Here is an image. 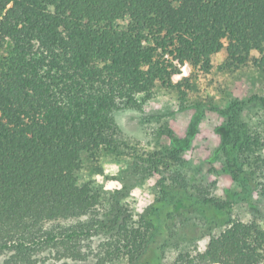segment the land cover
I'll return each mask as SVG.
<instances>
[{"label":"trees","instance_id":"16d2710c","mask_svg":"<svg viewBox=\"0 0 264 264\" xmlns=\"http://www.w3.org/2000/svg\"><path fill=\"white\" fill-rule=\"evenodd\" d=\"M126 18L128 26L119 29ZM4 43L9 51L0 59V257L8 254L3 264H38L42 256L53 259L51 264L81 260L94 228L110 233L96 264L122 256L127 264H161L151 247L178 209L200 211L208 224L226 226L199 254L200 264H264V228L228 216L234 204L251 200L255 172L246 168L250 156L243 158L261 141L238 123V113L250 104L264 107L262 96L221 111L226 123L216 131L227 158L224 171L241 187L228 203L163 186L132 227L119 213L103 216L100 196L77 176L82 154L113 132L108 111L119 103L137 107L140 95L149 96L158 81L170 83L181 66L209 71L213 56L226 50L234 63L258 52L264 68V0H0ZM193 137L173 138L177 155Z\"/></svg>","mask_w":264,"mask_h":264},{"label":"rangeland","instance_id":"374dc122","mask_svg":"<svg viewBox=\"0 0 264 264\" xmlns=\"http://www.w3.org/2000/svg\"><path fill=\"white\" fill-rule=\"evenodd\" d=\"M129 22L126 18L117 27L125 29ZM8 51L9 44L0 45V59L7 57ZM33 52L38 54L36 47ZM260 59L258 52H253L245 63H234L223 50L213 56L209 71L185 64L171 76L170 83L158 81L149 96L140 95L137 107L126 103L112 107L108 115L113 132H107L98 148L82 154L77 174L81 186L89 185L100 196L99 212L111 218L119 213L128 226L138 227L141 215L161 196L163 186L184 188L221 203L231 201L230 194L241 187L224 171L227 158L216 129L226 123L221 111L226 112L232 102L254 95L264 97ZM238 123L246 125L252 138L260 135L261 141L243 158L250 156L246 168L255 172L251 200L234 204L228 216L264 228V107H243ZM191 133L190 145L177 155L173 138L184 139ZM167 226L151 247L161 264H200L198 256L210 238L226 229L208 224L200 211L190 209H178ZM92 235L83 243L85 258L67 263H97L96 254L110 233L94 228ZM7 257L1 256L0 264ZM52 262L42 256L38 264ZM127 263V257L122 256L106 264Z\"/></svg>","mask_w":264,"mask_h":264},{"label":"clouds","instance_id":"9594fccd","mask_svg":"<svg viewBox=\"0 0 264 264\" xmlns=\"http://www.w3.org/2000/svg\"><path fill=\"white\" fill-rule=\"evenodd\" d=\"M97 179H99V177H97ZM109 187H112V185H109ZM203 250V249H202Z\"/></svg>","mask_w":264,"mask_h":264}]
</instances>
